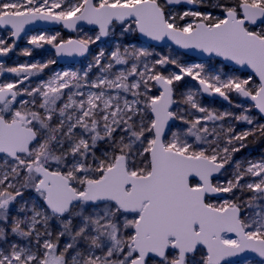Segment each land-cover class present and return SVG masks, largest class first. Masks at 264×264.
Instances as JSON below:
<instances>
[{"label": "snow or ice", "instance_id": "1", "mask_svg": "<svg viewBox=\"0 0 264 264\" xmlns=\"http://www.w3.org/2000/svg\"><path fill=\"white\" fill-rule=\"evenodd\" d=\"M252 144L264 0H0V264H264Z\"/></svg>", "mask_w": 264, "mask_h": 264}, {"label": "rangeland", "instance_id": "2", "mask_svg": "<svg viewBox=\"0 0 264 264\" xmlns=\"http://www.w3.org/2000/svg\"><path fill=\"white\" fill-rule=\"evenodd\" d=\"M58 29V28H56ZM39 29H36V30H33L31 31L30 33H34L35 31H37ZM45 30H53V29H45ZM66 35H68V33H65ZM74 35V34H72ZM26 43L24 41H21V44H20V47L23 48V47H26ZM49 53L48 52H45V53H34V57L30 58V57H23V56H12L11 59L8 61L9 64H17V63H23L25 61H28V60H31V59H46L48 57ZM77 67L80 66V62L75 64ZM61 66H67V65H56L54 66V68L56 67H61ZM218 104L219 105H222L223 107H227V105L223 102H220L218 101ZM262 145H259V144H252L249 146V148L246 151L247 154L249 155H254L255 158H259L260 154L261 153H264V149H262L261 147Z\"/></svg>", "mask_w": 264, "mask_h": 264}, {"label": "water", "instance_id": "3", "mask_svg": "<svg viewBox=\"0 0 264 264\" xmlns=\"http://www.w3.org/2000/svg\"><path fill=\"white\" fill-rule=\"evenodd\" d=\"M59 26H55V25H47V24H37V25H33V26H29V32L33 31V30H36V29H56L58 28ZM190 55L192 57H195V58H199L200 54L199 53H190ZM80 61L79 60H65V59H61L60 61V64L59 65H69V64H77L79 63ZM220 102H223V101H220ZM224 103V102H223ZM242 259V258H241Z\"/></svg>", "mask_w": 264, "mask_h": 264}, {"label": "trees", "instance_id": "4", "mask_svg": "<svg viewBox=\"0 0 264 264\" xmlns=\"http://www.w3.org/2000/svg\"><path fill=\"white\" fill-rule=\"evenodd\" d=\"M261 147H262V149H264V145H262Z\"/></svg>", "mask_w": 264, "mask_h": 264}]
</instances>
